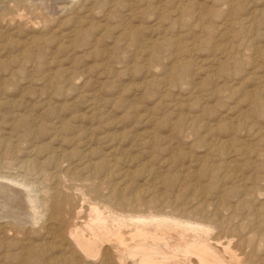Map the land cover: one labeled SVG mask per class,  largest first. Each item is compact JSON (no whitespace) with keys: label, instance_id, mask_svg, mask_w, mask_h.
Segmentation results:
<instances>
[{"label":"rangeland","instance_id":"1","mask_svg":"<svg viewBox=\"0 0 264 264\" xmlns=\"http://www.w3.org/2000/svg\"><path fill=\"white\" fill-rule=\"evenodd\" d=\"M0 177L46 203L35 225L1 220L0 257L58 256L80 194L104 214L214 221L218 245L244 239L240 263L264 264V0H0Z\"/></svg>","mask_w":264,"mask_h":264},{"label":"bare ground","instance_id":"2","mask_svg":"<svg viewBox=\"0 0 264 264\" xmlns=\"http://www.w3.org/2000/svg\"><path fill=\"white\" fill-rule=\"evenodd\" d=\"M91 128L92 127H90V129ZM87 129H89V127ZM81 132H82V130H81ZM83 132H85V131L83 130ZM89 132H91V131H89ZM86 133L87 132H85V134ZM89 134L91 135V133H89ZM89 134H88V138L90 136ZM77 139H79V138L77 137ZM85 142H87V140ZM85 144L86 143H84V145ZM9 145H11V144H9ZM74 145L75 146H73V148L78 146V145L76 146V143ZM9 148H7V149L9 150ZM113 150H114V148H113ZM90 152H92V151H90ZM69 154L71 155V153H69ZM91 155H93V154H91ZM86 158H88V154H87ZM101 158H103V157H101ZM70 159H72L71 156H70ZM83 159H84V157H83ZM59 160L61 161V159H59ZM84 160H86V159H84ZM34 161H32V162H34ZM56 161H58V160H56ZM97 163H99V162H97ZM29 164L31 165V161ZM33 164H35V163H33ZM92 164H94V163H92ZM92 164H91V166H93ZM87 165H89V163ZM61 166H59V167H61ZM96 166H98V164ZM106 166H109V163ZM24 167H26V166H24ZM30 167H27V168H30ZM56 167H58V166H56ZM98 168H100V167H98ZM108 169H109V167H108ZM97 171H99V170H97ZM100 172H101V169H100ZM95 173H97V172H95ZM104 175H106V174H104ZM93 176H92V178H94ZM110 176H112V175H110ZM10 177H8V178H10ZM97 177H98V175H97ZM8 178L0 177V180H2V181L5 180L6 182H8V183H6L5 181L0 182V222H2L1 220H3V219L4 220L7 219L8 221H10L11 224L14 223L16 226H19V228L21 225L24 226V225L28 224V226H30L29 224H32V225L37 224L38 221H41L40 219H42V216L45 215L44 211L46 212V210H44V207H45L46 203L37 202L36 198L33 195V189H31V187L29 185H26L23 182H18L17 180H14L13 179L14 177L11 179H8ZM62 178H64V177H62ZM105 179H103V180H105ZM24 182H25V179H24ZM71 182H73V181H71ZM75 182H77V181H75ZM71 184H76V183H71ZM99 184H101V182ZM79 185H81V182H79ZM107 185H108V182H107ZM95 186L97 187V185H95ZM96 187H94V189ZM82 188H85V186H83ZM87 188H85V189L89 190L90 186ZM114 188H113V190H114ZM103 190H104V188H103ZM108 190H110V189H108ZM66 191L70 192L73 190L71 189V190H66ZM92 191H91V193H92ZM117 191H119V190H117ZM136 191L139 192V190H136ZM112 192H114V191H112ZM89 194H90V191H89ZM98 194H99V192H98ZM101 194H103V193H101ZM107 194H109V193L107 192ZM111 194H113V193H111ZM134 194L135 193H133V196H134ZM54 195H55V193H54ZM79 195H67V200H66L67 205L66 206H68V208L67 209L65 208V211H63V214H61L60 217H58L59 221L62 220L63 223H65L67 221L68 216L73 214L72 216L75 217V223L69 231V237L68 238L65 237L66 239H63V242L59 246L60 249L56 248V246L58 247V245L54 246V244H53L54 249L56 248V249L60 250V254L56 257L51 255L49 258H46V257L43 259L41 258L40 259L41 263L51 264L53 262L55 263L56 260L61 258L64 260L63 263L61 262L62 264H113V263H116V264H226L227 262L225 263L224 261H226L227 259H229V261H230L229 264H250L249 261H245V262L242 261L240 263L239 256L237 254H235V251H233L234 249L232 250V248L235 244H236V247L238 248V250L240 247L245 246L246 240H244V239H240L239 241L237 240L238 243H234L233 246H232L233 240L232 241L227 240L228 242L226 241V245L224 247H222L221 245H218L220 243H218L217 240H220V239L219 238L217 239L218 236L216 238H214V235L211 232L214 229H217L216 227L220 228L221 225L216 224L214 221L205 222L206 219L202 217L203 219H205L204 222L198 223V222L191 221V219L187 218L188 217L187 214H186V218H184L182 216L181 217H174L171 215L172 213L170 214V212L169 213L166 212V214H165L164 212L166 210H164V211L162 210V213H164V214H161V213H158L156 210H153V209L145 207V206H143V208L145 210L144 211L142 210V212H140V213H135V212L131 211L132 208L129 209V207L126 206L129 210L126 208V209L122 210V211H124L122 213L119 211L120 214H116L112 210H109L106 214H104L98 210V208L95 204L97 201L95 203L93 202L94 204L88 203L87 208L85 209V206H86L85 201H87V200L83 199V201H81ZM113 195H114V197H116L115 194H113ZM120 195H121V193H120ZM145 195L146 194L144 193L143 196L145 197ZM39 196H40V194H39ZM143 196H142V198H143ZM149 196L150 195H147V197H149ZM88 197H90V196H88ZM50 198H52V196H50ZM63 198H65V197L63 196ZM86 198H87V196H86ZM105 198H104V200H105ZM45 199H46V196H45ZM91 199H93V197ZM153 199H155V198H153ZM54 200L57 201V198ZM54 200H52V201H54ZM113 200L110 202H113ZM126 200H128V199H126ZM158 200H160V199L158 198ZM168 201H170V200H168ZM130 202H131V200H130ZM126 203H127V201H126ZM170 203H171V201L168 204H170ZM114 204H115V206H118V207L124 206V204H122L121 199H116V202H114ZM158 204L160 205L161 203L159 202ZM165 204H164V206H165ZM172 204H174V203L172 202ZM57 205H58V203H57ZM142 205H144V204H142ZM58 206H56L54 208L57 209ZM62 206H63V204H62ZM135 206H133V207H135ZM174 206H176V204H174ZM41 207L43 208V211L42 210L40 211ZM111 207H112V205H111ZM113 208H115V207H113ZM52 209H53V207H52ZM181 209H183V208H181ZM137 210H138V208L135 209L136 212H137ZM8 211H10L11 213L6 215V212H8ZM56 211L57 210H55V212ZM84 211H87V224H85V227H87L88 234L84 233L83 229H81V227L78 226V223H79L78 219H79V217L82 216ZM115 212L119 213L118 210H116ZM51 213H53V212H51ZM167 213L170 214L171 216L167 215ZM177 213L181 215L182 212L179 213V211H178ZM45 218H47V217H45ZM49 219H50V217H49ZM51 220H52V218H51ZM51 220H49V221H51ZM211 220H213V219H211ZM46 221H48V220H46ZM46 225H48V224L45 223V226ZM82 225H84V224H82ZM59 226H61V225H59ZM7 227H10V226L7 225ZM24 227H27V225ZM53 227H56V226H53ZM41 230H42V227H41ZM219 230L220 229H218V231H216V234L219 232ZM53 233H54V231H53ZM55 233H56V235L58 234L57 232H55ZM222 233H224L223 230H222ZM51 234L52 233L50 232V235ZM58 236H60V235H57L56 237H58ZM221 237H223V236H220V238ZM227 239H229V238H227ZM29 243H31V242H29ZM38 243H37V245H38ZM43 243H44V241H43ZM6 244H8V243H6ZM31 245H36V242H35V244L33 242V244H31ZM46 246H47V244H46ZM187 246H189V247H187ZM31 247H33V246H31ZM34 247H33V249H35ZM50 247H52V244L50 245ZM220 247L222 248L221 252L223 251V252H226V254H227V257L225 258L226 260H224V261H223V259L221 260L220 259L221 256H219L217 254V252H218L217 248H220ZM9 248H10V246L8 245L6 250H4V252H2V255L0 257L1 258L0 259L1 264H8L6 262L8 260L17 261L18 264H25V262L22 259V256L25 257V255L31 254V249H32V248L31 249L28 248V246L27 247L22 246L21 248L17 249L18 252H14V250H11ZM190 248H193L194 250L191 251ZM47 249H48V247H47ZM38 250H40V249H38ZM38 250H37V252H39ZM218 250L220 251V249H218ZM236 252H238V251H236ZM240 252L242 254L241 250H240ZM218 253H220V252H218ZM27 258H28V256H27ZM27 258H24V259L28 260ZM243 259H245V257H243ZM20 260H22V261H20Z\"/></svg>","mask_w":264,"mask_h":264}]
</instances>
